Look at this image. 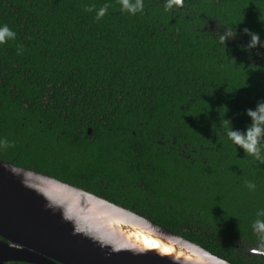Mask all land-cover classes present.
<instances>
[{
    "label": "trees",
    "instance_id": "16d2710c",
    "mask_svg": "<svg viewBox=\"0 0 264 264\" xmlns=\"http://www.w3.org/2000/svg\"><path fill=\"white\" fill-rule=\"evenodd\" d=\"M142 3L0 0L16 33L0 45V161L264 264L246 252L264 251V163L221 134L264 101V48L245 51L243 32L264 41V0Z\"/></svg>",
    "mask_w": 264,
    "mask_h": 264
},
{
    "label": "water",
    "instance_id": "95a60500",
    "mask_svg": "<svg viewBox=\"0 0 264 264\" xmlns=\"http://www.w3.org/2000/svg\"><path fill=\"white\" fill-rule=\"evenodd\" d=\"M230 264L82 189L0 161V264Z\"/></svg>",
    "mask_w": 264,
    "mask_h": 264
},
{
    "label": "clouds",
    "instance_id": "9594fccd",
    "mask_svg": "<svg viewBox=\"0 0 264 264\" xmlns=\"http://www.w3.org/2000/svg\"><path fill=\"white\" fill-rule=\"evenodd\" d=\"M180 0H176L179 3ZM120 10L122 12H127L131 15L140 12L143 9L142 0H119ZM169 8L172 4L169 3ZM105 10L101 9L97 12V19L104 15ZM243 32L247 34L250 39L247 45L244 46L245 51L256 48L257 46L264 48V41H260L259 35L256 33L249 32L248 29H243ZM236 35L233 27H226V31L219 35V43L223 46L227 39H230ZM16 38V33L12 31L6 24L0 25V45L6 44L9 40H14ZM246 116L250 119V124L246 129L241 132L239 130H232L230 127V122H227V127L221 129V134L225 135L227 140L233 145L238 146L244 151L248 156L255 158V160L264 163V154H262V149H264V101L257 103L254 109L245 110ZM249 189H254L255 185L249 182L246 185ZM260 225L264 222L257 220L255 222Z\"/></svg>",
    "mask_w": 264,
    "mask_h": 264
},
{
    "label": "flooded vegetation",
    "instance_id": "af4514ba",
    "mask_svg": "<svg viewBox=\"0 0 264 264\" xmlns=\"http://www.w3.org/2000/svg\"><path fill=\"white\" fill-rule=\"evenodd\" d=\"M257 62V61H256ZM88 134L90 133L89 131L87 132ZM80 189V188H79ZM246 252L250 253V254H254L257 256H264V251H259V250H246ZM6 264H25V263H20V262H9Z\"/></svg>",
    "mask_w": 264,
    "mask_h": 264
}]
</instances>
